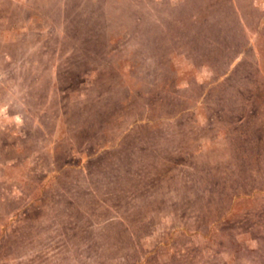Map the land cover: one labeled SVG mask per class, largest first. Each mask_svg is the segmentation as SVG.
<instances>
[{
	"label": "rangeland",
	"instance_id": "374dc122",
	"mask_svg": "<svg viewBox=\"0 0 264 264\" xmlns=\"http://www.w3.org/2000/svg\"><path fill=\"white\" fill-rule=\"evenodd\" d=\"M0 264H264V0H0Z\"/></svg>",
	"mask_w": 264,
	"mask_h": 264
}]
</instances>
